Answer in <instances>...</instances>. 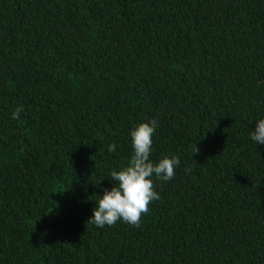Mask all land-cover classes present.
I'll return each mask as SVG.
<instances>
[{
  "label": "trees",
  "instance_id": "1",
  "mask_svg": "<svg viewBox=\"0 0 264 264\" xmlns=\"http://www.w3.org/2000/svg\"><path fill=\"white\" fill-rule=\"evenodd\" d=\"M261 117L264 0H0V264H264ZM152 119L175 176L97 228Z\"/></svg>",
  "mask_w": 264,
  "mask_h": 264
},
{
  "label": "clouds",
  "instance_id": "2",
  "mask_svg": "<svg viewBox=\"0 0 264 264\" xmlns=\"http://www.w3.org/2000/svg\"><path fill=\"white\" fill-rule=\"evenodd\" d=\"M23 111V105L18 106L10 113L12 120H18ZM255 129L249 130L248 138L256 147L264 145V117L254 120ZM158 127L155 119L146 123L134 125L129 130L131 156L126 166L109 172V189L103 190L94 203L91 217L88 222L97 228L113 226L118 221L129 226L138 227L141 217L149 211V205L160 199L154 190L153 177L161 182L171 181L180 166L177 155H166L159 160L151 159L152 137ZM116 144L107 146V151H116ZM197 150V149H196ZM196 150L194 152H196ZM193 152V153H194ZM104 179L98 180L96 185Z\"/></svg>",
  "mask_w": 264,
  "mask_h": 264
},
{
  "label": "bare ground",
  "instance_id": "3",
  "mask_svg": "<svg viewBox=\"0 0 264 264\" xmlns=\"http://www.w3.org/2000/svg\"><path fill=\"white\" fill-rule=\"evenodd\" d=\"M54 261V260H53Z\"/></svg>",
  "mask_w": 264,
  "mask_h": 264
}]
</instances>
